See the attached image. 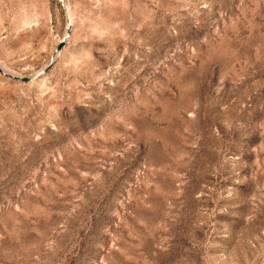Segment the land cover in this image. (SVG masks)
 Here are the masks:
<instances>
[{
    "label": "rangeland",
    "instance_id": "1",
    "mask_svg": "<svg viewBox=\"0 0 264 264\" xmlns=\"http://www.w3.org/2000/svg\"><path fill=\"white\" fill-rule=\"evenodd\" d=\"M0 264H264V0H0Z\"/></svg>",
    "mask_w": 264,
    "mask_h": 264
},
{
    "label": "water",
    "instance_id": "2",
    "mask_svg": "<svg viewBox=\"0 0 264 264\" xmlns=\"http://www.w3.org/2000/svg\"><path fill=\"white\" fill-rule=\"evenodd\" d=\"M24 80H28L29 78L28 77H23Z\"/></svg>",
    "mask_w": 264,
    "mask_h": 264
}]
</instances>
